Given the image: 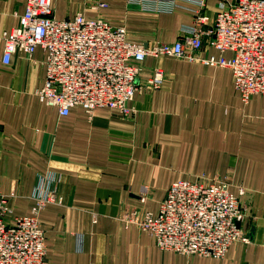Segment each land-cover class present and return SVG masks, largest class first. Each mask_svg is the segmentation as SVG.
Here are the masks:
<instances>
[{
    "label": "crops",
    "instance_id": "obj_1",
    "mask_svg": "<svg viewBox=\"0 0 264 264\" xmlns=\"http://www.w3.org/2000/svg\"><path fill=\"white\" fill-rule=\"evenodd\" d=\"M161 1L174 6L52 3L58 20L81 13L124 27L135 43H174L192 25L199 2L212 18L232 0ZM98 2L106 7L91 9ZM25 3L0 0V196L9 220L30 216L53 196L38 217L47 264H264V98L243 104L226 68L147 58L141 77L160 67L165 87L137 93L129 118L106 108L91 120L81 108L62 117L36 95L46 72L40 48L30 59L16 54L3 63L4 34L18 25ZM201 55L219 56L209 47ZM202 175L226 182L244 208L250 242L233 244L224 258L161 251L151 236L119 221L122 210L134 207L156 215L174 182Z\"/></svg>",
    "mask_w": 264,
    "mask_h": 264
},
{
    "label": "built area",
    "instance_id": "obj_2",
    "mask_svg": "<svg viewBox=\"0 0 264 264\" xmlns=\"http://www.w3.org/2000/svg\"><path fill=\"white\" fill-rule=\"evenodd\" d=\"M127 1H154L161 11L174 6L161 0ZM197 6L192 25L181 31L176 42L135 43L124 27L102 18L88 20L78 13L58 20L52 0H26L18 25L4 34L3 63L9 65L16 54L30 59L40 48L46 72L36 95L62 117L81 108L91 120L96 109L106 108L129 118L137 93L160 90L166 82L160 67L141 77L147 58L170 57L226 68L243 104L254 96L264 98V0H232L212 18L203 1ZM105 7L98 2L91 9ZM204 47L219 56L202 57ZM49 197L53 196L39 201L30 216L9 220L6 198L0 196V264H47L46 237L38 217ZM140 200L144 203L146 197ZM244 213L226 183L202 175L194 181L174 182L156 215L130 208L118 219L125 228L151 236L161 251L222 259L233 244L250 242L242 227Z\"/></svg>",
    "mask_w": 264,
    "mask_h": 264
},
{
    "label": "rangeland",
    "instance_id": "obj_3",
    "mask_svg": "<svg viewBox=\"0 0 264 264\" xmlns=\"http://www.w3.org/2000/svg\"><path fill=\"white\" fill-rule=\"evenodd\" d=\"M164 87H165V84H164ZM164 87H163V88H164ZM181 181H184V180H181ZM224 183H226V182H224ZM226 184H227V183H226ZM229 191H230V190H229ZM159 204H160V203H159ZM134 208H135V207H134ZM129 209H130V208H129ZM125 210H128V209H125ZM125 210H122V211H125ZM122 211H121V212H122ZM146 211H147V210H146ZM148 212H150V211H148ZM150 213H151V212H150ZM8 214H9V213H8ZM8 214H7V215H8ZM31 214H32V213H31ZM7 215H6V218H7ZM24 217H26V216H24ZM15 218H16V217H15ZM7 219H8V218H7ZM43 231H44V230H43ZM45 237H46V234H45ZM46 247H47V246H46Z\"/></svg>",
    "mask_w": 264,
    "mask_h": 264
}]
</instances>
